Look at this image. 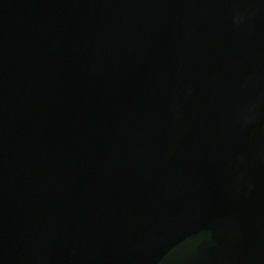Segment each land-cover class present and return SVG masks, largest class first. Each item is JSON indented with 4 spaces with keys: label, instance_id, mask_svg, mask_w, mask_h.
<instances>
[{
    "label": "water",
    "instance_id": "95a60500",
    "mask_svg": "<svg viewBox=\"0 0 264 264\" xmlns=\"http://www.w3.org/2000/svg\"><path fill=\"white\" fill-rule=\"evenodd\" d=\"M0 264H264V0H0Z\"/></svg>",
    "mask_w": 264,
    "mask_h": 264
}]
</instances>
